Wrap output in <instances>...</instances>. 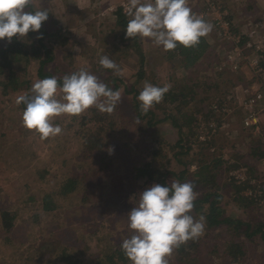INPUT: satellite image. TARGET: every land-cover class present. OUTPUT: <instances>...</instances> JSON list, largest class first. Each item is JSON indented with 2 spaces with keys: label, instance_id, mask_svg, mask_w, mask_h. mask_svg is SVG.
<instances>
[{
  "label": "trees",
  "instance_id": "obj_1",
  "mask_svg": "<svg viewBox=\"0 0 264 264\" xmlns=\"http://www.w3.org/2000/svg\"><path fill=\"white\" fill-rule=\"evenodd\" d=\"M50 2V0L32 1L30 10L42 9V6H44L43 8H48L50 11ZM112 12L117 18V24L120 26V31L114 34V37L120 38L119 40L122 42V47H118V50L123 53L132 52L131 50L135 49L131 45H135L141 37L126 38L125 29L128 20L123 7L120 6ZM49 15L55 17L51 12ZM48 20L50 19L48 18ZM50 22L53 23L51 26L43 28L42 24L40 32L31 33L33 56L38 58L41 54L45 55L41 56L39 60V68L34 75L36 80L52 76L45 69L46 63L52 59V51L55 48L52 42L63 47L68 41L65 33L61 32V27L57 26L58 18L50 20ZM41 35L42 38L38 39L37 37ZM14 38L18 39L15 42L14 39L11 42L7 41L5 46L4 40L7 39L0 40V56H2L0 67L4 69L3 72L8 71L6 79L0 86V94L4 96L1 99H6V95L11 96L13 92L18 90L17 78L19 72L13 71L15 58L16 55L23 54V48L30 42H25L19 36ZM207 40L205 37L201 38L198 45L190 48L182 45L178 46L179 52L186 56L184 65L189 68L192 67L194 72L197 70H194L195 64L198 63L201 55L210 52V45ZM24 53H27V51ZM145 61L146 55L141 63L142 66L133 75L135 81L131 83L132 80L130 81L129 78L124 75H115L112 70L102 68L99 61L93 59V73L112 89L121 90V100L111 114L105 113L104 115V113L92 107L81 115L70 116L69 119L64 121L59 118L55 119V122L60 124L63 129L61 135L66 139L59 140L61 135H58L48 138L47 143H43L45 145L42 147L49 153L45 160L50 165H38L41 167L37 175L38 179L33 180L39 183L45 180L51 184H57L48 188L44 187V183H42L43 185H40L37 191H33L34 188L26 189L28 198H32L33 201L30 208L31 214H28V224L24 226L27 231H25L22 239L9 236L13 229L19 226V217L15 216L16 212H11L7 208L0 209V227L2 228L0 236H3L1 241L4 244V249L0 253L2 258L7 260L9 264H131L129 258L124 255L120 248L122 239L129 235V229L124 228L125 231H101L109 224L106 220H103V223L98 227L94 226L93 223H89L85 227L75 229V231H67L65 236H62L56 232L55 227L51 228L55 220L51 224L43 222L46 217H49L52 221L53 212L63 204H66L64 209H68L67 213L69 215L76 209L78 202L79 205L86 203L81 195L85 193L84 190H91L94 193L93 186L98 181L105 188L121 189L122 198L125 199L126 203H128L127 199L130 198L138 201L140 193L155 183L162 185L166 183L170 185L174 181L194 183L196 192L201 191L203 188L205 191L198 194L195 207L192 210L193 216L197 218L200 215L204 216L206 228L209 225L216 228H223L224 226L232 228V224L236 223L239 229H246L244 231L245 238H242L241 231L235 229V235L231 234L232 230L228 231L230 237L222 241L225 247L222 250V258L217 264H247L246 257L249 252H255L258 255L259 259L255 264H264L263 220H257L254 217L255 220L251 217L247 221L241 219L235 221L232 217H228L227 212L221 207L222 195L220 190L222 184L219 173L221 172L224 175L226 173V177H231L229 172L234 168L242 165H246L250 170H253V168L244 161L245 154L240 153V151L229 152V156L231 155L234 161L230 163L229 167L225 168L226 163L229 161L228 158L223 157L222 149L217 146L216 141L217 136L223 130L218 126L217 109L211 107L210 102L208 108L205 106L203 111L198 102L199 100L201 103L208 104L210 95L207 92L211 85L206 84L205 81L199 78V75H197L199 80L197 76L184 77L179 81L177 90L170 89L161 103L155 104L147 113H144L140 108L137 97L145 82L151 83L152 77H154L147 74L145 68L147 63L145 65ZM99 74L104 75V78H101ZM190 78H193L191 82ZM31 80L32 78L28 77L24 79L21 94L31 95ZM0 82H2L1 79ZM202 87L203 94L199 96L198 92ZM124 97L129 98L131 102H122ZM8 101L9 99H6V102ZM166 101H170V103L168 104ZM196 102H198V105H195L193 109L192 106ZM17 106H19V110H22V114L25 105L20 104ZM185 107L186 109H184ZM160 108H164L169 116L158 118L156 111ZM226 115L227 113H223V116ZM229 118L231 120L232 116H229ZM65 121L67 123L64 124ZM169 122L174 125L172 128L177 127L178 130L175 131V134L174 132H172L173 134L164 132L163 129L165 128L161 125L166 123L170 127ZM167 135H170V137H167ZM202 135L205 136L204 139L201 138ZM257 136L255 135L252 140L257 142V146L251 151L253 153L257 152V158L263 159L264 137L259 134ZM59 141H65V144L62 145ZM109 148L113 149L111 154L108 151ZM116 151H118L117 155H123L118 156L122 159L128 157V151L133 152L131 156L135 159H133V166L130 171H128V167H123L115 158L117 157L115 156ZM59 156H62L63 161H65L63 168L69 164L70 160L71 163H74V167L65 171L64 169L61 170V167L55 165V160ZM39 159L42 160L44 157L41 156ZM128 159L131 160L132 158ZM194 163L197 166L195 169H191ZM161 168H164V172ZM52 170H56L57 173L54 172V175H51ZM59 172L63 175L67 174V177L63 180L62 178L61 180L58 179L61 177L58 175ZM51 176L55 177L57 182L50 179ZM232 178H234L233 175ZM238 182L232 179V183H235L233 187L238 197L237 201L247 207H252L253 204L256 205V198L244 195L242 191L243 183L240 182L239 184ZM245 186H250L249 189L253 190L257 187L259 189L263 187L264 194V185L261 182L252 183L247 181ZM31 190L32 193L30 194ZM105 195L99 196L100 200H93L91 204L95 206L97 201V206L105 209L101 212H107L110 209V212L105 214V219L113 218L110 201H102ZM119 196L121 197V194ZM1 197L2 194L0 193ZM205 205H207L206 212L202 211ZM117 206L121 209L120 204ZM122 206L124 207L123 203ZM250 210L255 215L254 210ZM36 224L37 228H35ZM67 233L74 234V237H68ZM217 234L220 233L214 232L213 237H210L209 240L215 242L218 238ZM222 236L224 234L221 233L219 238ZM74 238L77 241H73ZM17 242H21V245H17ZM205 242L206 247H208L209 244L207 241ZM202 243L201 236L195 241L190 240L181 245L174 250L169 258V264H213L212 257L208 258L209 253L205 251L207 248ZM41 250L50 255L48 260L45 259Z\"/></svg>",
  "mask_w": 264,
  "mask_h": 264
},
{
  "label": "rangeland",
  "instance_id": "obj_2",
  "mask_svg": "<svg viewBox=\"0 0 264 264\" xmlns=\"http://www.w3.org/2000/svg\"><path fill=\"white\" fill-rule=\"evenodd\" d=\"M50 1V12L55 17L49 15V19L53 20L58 18L57 26L61 27V32L65 33V36L68 37L67 44H64L63 47L57 46L55 42L54 44L52 42V45L55 47L52 51V59L45 65V69L49 71L51 75H55L57 78H62L66 74H71L73 71L79 70L80 67L86 68L93 73V59L99 61L101 55L107 54L115 62L117 60V63L120 64L117 65L123 70V75L126 78H129L130 81L132 80L131 83H133L135 81L133 75H135L134 73L140 66H142L141 63L146 55L145 65L146 63L147 65L145 68L150 77L154 76L152 77V82L150 81L154 85H169L170 89L173 88L174 90H177V87H179L178 83L182 78L197 75H199V78L205 81L206 84L211 85L207 92L210 95L208 104L206 105L205 102L201 103L199 100L198 102L203 111L205 106L208 108L210 102V106L216 107L215 109H217L216 113L218 117L216 118L218 120V126L223 130L220 132V135L217 136L216 141L217 146L222 149L223 157L228 158L229 162L226 163L225 168L229 167L230 163H233L232 161H234V158L231 157V155L229 156V152L234 151L244 153V161L249 163L253 168V170H250L246 165L234 168L229 172L231 177H226V173L225 175L221 172L219 173V178L221 179L222 184L220 190L222 195L221 207L227 212V216L232 217L235 221L240 219L247 221L251 217H255L257 220H263L262 222H264V194L261 195L263 198L258 196L255 199L256 205L253 204L252 207H247L237 201L238 197L235 188L233 187L235 183H232V179L237 182L239 181V184L242 182L243 194L250 198H252L251 195L247 193L249 192L248 189L250 186H245L247 181L252 183L261 182V184L264 185V158H257V152L253 153L251 151L257 146V142L252 140L255 138L254 136H257L258 134L255 133V129L251 128V126L245 125L243 122L245 114V112H243L244 101L248 96H252L259 91L264 93V78L261 77L259 73L248 68L249 65L244 57L236 59V61L239 62L238 68L231 65H234V63L226 62L225 55L228 51V47L232 45L230 40L225 39L222 34H219L220 30L216 29L214 26L209 35L205 37L208 39L207 41L210 45V52L201 55L198 63L195 64L194 70H197L194 72L192 67L189 68L184 65L186 63V56L179 52L178 47L175 50L166 52L162 47L151 43L148 38H141L135 45L132 44V48L135 49L131 50L132 52L123 53L118 50V47H122V42H120V38H115L114 34L115 32L120 31V26L117 24V18L112 14V11L120 6L124 7L127 0ZM201 1L202 0H189V6L195 13H200L204 9ZM219 1L221 7L228 11V17L234 22L232 28L233 31L238 32L241 29L246 33L253 34L257 43L264 41V0ZM41 6L42 4L40 7ZM43 7L44 6H42V8ZM128 19L129 17H127V20ZM50 20L43 23V28L53 24ZM209 22L212 23L211 20H209ZM31 33L32 32L26 37H20L25 40V42H30L23 48V54L20 56L18 54L15 58L16 62L13 71L19 72L17 78L19 83V86H17L18 90L13 92L11 96H5L6 99H9L8 102H6L5 98V100L1 99L4 96L3 94H0L2 95L0 97V193L2 194V197L0 198V209H10L11 212H16L15 216L17 215V217H19V226L14 228L9 234L11 238L17 239H22L25 231H27L24 229V226L28 224V214H31L30 208L33 200L32 198H28L26 189L34 188L32 190L37 191V188L40 185H43L42 183H44V187L48 188L57 184H51L45 180L42 181V183L33 180L38 179L37 175L41 169L38 165H50V163L45 160L49 153H47L42 147L45 145L43 143H47L48 140H41L39 134L34 130H28L23 126L22 110H19L20 108L15 102L19 94L22 93L24 79L27 77L32 78L30 81L32 84L36 81L34 75L38 71L40 64L39 60L41 59V56H45L44 54L39 55L38 58L33 56L31 47L32 39H30L32 37ZM13 39L15 42L18 38ZM7 41L8 40H4V46ZM241 41V46L246 43V41L244 42V39ZM241 48L245 52V55L250 52V54H255L251 49H247V51L245 47L242 46ZM25 51H27V53H24ZM1 58L2 56H0V59ZM223 61L226 62L225 65L223 64ZM221 65L223 67L220 69ZM3 71L4 69L0 67V79L2 80L0 86L6 79V73L8 72L6 70L5 72ZM222 72L223 74H221ZM99 75L101 78H104V75ZM199 78L197 76L198 80ZM192 79L193 78H190V82ZM202 90L203 87L198 92L199 96L203 94ZM122 102L128 103L131 101L129 98L124 97ZM166 102L168 104L170 103V101ZM198 102L192 106L193 109L195 108V105H198ZM184 109H186V107ZM258 110V117L262 131L259 135L264 137V107L262 109L259 108ZM156 112L158 118L169 116V114L164 111V108H160ZM223 113H227V115L223 116ZM229 116H232L231 120ZM58 118L61 121H64L65 119H69L70 116L64 115L57 117V119ZM107 119H109V117H107ZM63 123L65 124L67 121ZM169 125L170 127L166 123H162L161 126L165 128L163 130L164 132H167V134H173L172 132L175 134V131L178 130L177 127L172 128L174 125L170 122ZM167 137H170V135H167ZM65 139L63 135L59 138V140ZM59 142L62 145L65 144V141ZM117 153L118 151H116L115 156L117 157L115 158L123 167H128V171H130L133 166V159H135V157L131 156L133 152L128 151V157H125V159L118 158V156L121 157L123 155H117ZM41 156H43L44 159L40 160L39 157ZM128 158L132 159L130 160ZM64 163L65 161H63L62 156L57 157L55 160V165L61 167V170L64 169L65 171L68 168L72 169L74 167V163H71V160L69 161V164L63 168ZM196 166L197 164L194 163L191 166V169H195ZM161 169H163L162 172H164V168ZM54 172L57 173L56 170H52L50 174L54 175ZM239 174L243 177L242 179L239 178ZM58 175L61 176L58 178L60 180L61 178L63 180L67 177V174L63 175L61 172H59ZM232 175L234 178H232ZM50 179L54 181L55 177L51 176ZM55 182L57 181L55 180ZM257 189H259V187L255 190ZM32 190L30 194L32 193ZM203 191H205L204 188L201 191L198 190L197 193L201 194ZM84 192L85 193H83L81 197L86 203L79 205L78 202L76 209L71 214L68 215V209H64L66 204H63L59 209L53 212L52 221L49 217H46L48 219L45 218V221L43 220V222L51 224V222L55 220L51 228L55 227V229H57L56 232L62 236H65L67 231H75V229L82 228V226L85 227L89 223H93L95 224L94 226L98 227L103 223V220H106L109 224L101 231H125L124 228L128 229L127 214L136 206L139 200L137 201L130 198L129 200L127 199L128 203H126L124 201L125 199L122 198L121 189H113L112 187L105 188L104 185L99 183V181L94 183V193H92L91 190H84ZM104 194L106 195L102 201H110L113 218L109 217L105 219V214L109 213L110 209L107 210V212H101L105 209L101 206H97V201L95 206L91 204L93 200H98V197L104 196ZM120 194L121 197L119 196ZM37 204L39 203L37 202ZM118 204L121 205V209L117 206ZM202 209V211L206 212L207 205ZM250 209L254 210L255 215ZM193 214L192 211V215ZM231 227L233 229L227 226H224L223 228H216L211 225L207 226V228L205 227L206 229L202 236V240L204 245L206 244L205 241L209 244L208 247L205 245L207 248L205 251L209 253L208 258L212 257L213 264L219 263L222 258V250L225 247L223 246L224 243H222V241L230 237L228 231L232 230L231 234L233 235L236 234V231H241L242 238H245V228H240V230L236 223H233ZM35 228H37V224ZM0 231H2L1 227ZM214 232L222 233L224 236L219 238L220 234H217V240L211 242L209 239L210 237H213ZM67 234L69 235L68 237H74V234ZM2 237L3 236H0V251H3L4 249V244L1 241ZM73 241H77L76 238H74ZM20 243L21 242H17V245H21ZM41 251L45 259L48 260L50 255L43 250ZM258 259L259 257L255 252H249L246 257V263L255 264ZM0 264H9L7 260L2 258L1 253Z\"/></svg>",
  "mask_w": 264,
  "mask_h": 264
},
{
  "label": "clouds",
  "instance_id": "obj_3",
  "mask_svg": "<svg viewBox=\"0 0 264 264\" xmlns=\"http://www.w3.org/2000/svg\"><path fill=\"white\" fill-rule=\"evenodd\" d=\"M32 0H0V40L38 33L49 18L48 8L30 10ZM124 12L129 17L126 38H148L164 51L178 46L194 47L207 37L214 25L189 6V0H127ZM42 38L41 36L37 37ZM99 64L122 76L123 70L109 55H101ZM170 90L145 82L137 99L147 113ZM31 95L21 94L16 104L25 105L23 126L34 130L41 140L63 132L57 117L79 116L95 107L111 114L121 100V90H114L86 68L36 80ZM109 153L113 149L109 148ZM198 193L192 182L155 183L140 193L139 202L127 214L129 235L120 248L131 264H169L175 249L203 236L205 218L192 215Z\"/></svg>",
  "mask_w": 264,
  "mask_h": 264
},
{
  "label": "built area",
  "instance_id": "obj_4",
  "mask_svg": "<svg viewBox=\"0 0 264 264\" xmlns=\"http://www.w3.org/2000/svg\"><path fill=\"white\" fill-rule=\"evenodd\" d=\"M201 3L204 9L197 14L203 15L207 21L211 20L216 29L220 30L219 34H222L225 39L230 40V43L232 44L228 47V51L225 55L226 62L234 63V65H231L235 68H238L239 62L236 61V59L244 57L247 60V64L249 65L248 68L259 73L261 77L264 78V41L257 43L253 37V34L251 35L246 33L241 29L238 32L233 31L232 28L234 22L228 17V11L221 7L219 0H202ZM126 4L127 3L124 4L123 10ZM245 37L248 38L246 39ZM242 39H244V42L246 41V43L242 46L245 47L246 50L251 49L255 54H250V52L245 55V52L241 48ZM226 62L223 61V64L225 65ZM222 67L223 66L221 65L220 69ZM263 107L264 93L262 91H259L252 96H248L243 105V112H245L243 122L245 125L251 126V128L255 129V133L257 134L262 133L261 124L258 117V109H262ZM201 138L204 139L205 136L202 135ZM239 178H243L241 174H239ZM248 191L249 192L247 193H249L251 196H254L255 198L263 194L262 189H248Z\"/></svg>",
  "mask_w": 264,
  "mask_h": 264
}]
</instances>
